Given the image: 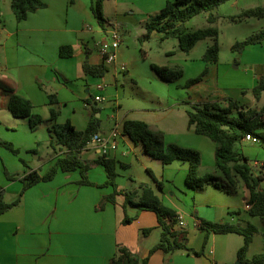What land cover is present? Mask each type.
<instances>
[{"label":"crops","instance_id":"1","mask_svg":"<svg viewBox=\"0 0 264 264\" xmlns=\"http://www.w3.org/2000/svg\"><path fill=\"white\" fill-rule=\"evenodd\" d=\"M43 1L44 8L17 22L10 1L0 0V83L28 99L33 114L45 121L31 130L27 119L11 115L7 109L8 94L0 89V141H10L24 153L34 151L26 159L32 166L23 163L27 167L25 171L18 161L14 164L15 171L22 173L21 177L30 171L44 174L56 157L66 151L65 147L49 144L51 110L57 112L56 123L69 121L77 131H83L91 107L95 106L98 108L95 116L100 122L97 134L110 144L112 131L117 130L116 149L107 147L104 153L100 144L90 142L82 150L81 157L88 161L101 155L114 159L118 190L132 191L139 183L148 184L162 205L176 214L172 229L178 238L183 236L188 248L195 252L202 250V253L156 250L149 254L161 232L155 213L140 211L133 220L123 224V195L116 196L114 203L97 208L112 188L103 186L105 171L94 164L89 171L95 168L98 177L90 180L87 176L91 185L79 184L81 177L77 170L58 171L50 181L38 182L27 189L17 206L0 214V264H110L117 246L127 248L139 261L146 259V264H237V251L243 244V237L235 233L207 235L199 227L197 218L240 226L255 225L256 232L246 258L264 253V250L251 251L258 238L259 224L263 227L264 224L260 219L259 224H254L258 217L248 215L245 206L250 194L241 181L231 193L211 185L195 191L185 183L188 163L175 160L165 165L148 156L140 143H134L123 133L125 121L144 122L152 130L163 133L165 144L197 150L200 153L198 176L221 177L214 163L216 144L195 133L194 126L188 123L187 106L181 104L217 103L227 107L232 101L245 108H264V91L259 99L252 94V89L264 76V40L247 46L224 67H219V56L215 62L203 59L202 63L191 65L188 63L193 61L189 57L192 49L188 53L180 52L185 54L182 79L175 85L165 82L151 65L179 64L178 41L174 38L176 41L170 43L173 48L169 50L165 45L170 38L161 39L162 34L157 31H152L147 40H139L145 34L149 17L159 12L167 1L146 0L142 9L128 6L129 20L134 28L119 34L115 60L106 65L107 71L102 76H98L85 72L84 64L90 67L103 64L100 43L109 38L111 31L119 33V27L122 29L105 16L108 0L103 1L104 28L93 15L94 0ZM118 2L114 0L116 8L124 1ZM125 25V28L132 27ZM138 25L140 29L136 30ZM132 30L135 31L133 35ZM126 33L131 37L129 42L123 35ZM205 40L210 41L206 50L212 40ZM150 41L160 42V49L152 52ZM63 46L68 47L64 52H70V56L60 55ZM171 51L174 54L167 56ZM121 65L125 66L124 71L120 70ZM197 74L201 79L184 89L186 80ZM98 85L102 86L101 90ZM51 95L52 99L49 98ZM97 95L101 101L94 100ZM87 99L88 103L85 102ZM109 101L117 106L113 112L107 107ZM105 125H110L107 131L103 129ZM261 131L264 132V127ZM43 143L49 145L50 152L39 156L38 149ZM257 144L260 145L242 139L235 143V149L248 159L253 175L262 177L259 187L264 190V147ZM0 188L3 200L9 203L17 197L22 184L19 180L5 182L0 179ZM135 213V208H126L129 217ZM180 220L183 227L178 225ZM144 230L148 232L143 233Z\"/></svg>","mask_w":264,"mask_h":264},{"label":"trees","instance_id":"2","mask_svg":"<svg viewBox=\"0 0 264 264\" xmlns=\"http://www.w3.org/2000/svg\"><path fill=\"white\" fill-rule=\"evenodd\" d=\"M9 1L10 8L17 22L26 19L29 13L45 7L43 0ZM103 1L94 0L92 6L93 15L101 28H104ZM226 1L229 0H167L159 12L149 17L145 23V34L139 40H147L152 31H157L162 34L161 39L176 38L178 49L181 52L188 53L198 41L211 39L212 44L205 50L203 59L208 62H215L219 56V46L218 30L212 26L216 21V16L212 12ZM201 13H207L206 21L208 25L204 28L189 29L186 23ZM263 16L264 6H257L244 9L237 16L228 18L235 22ZM263 40L264 28L244 40L236 42L232 46V50L242 51L247 46L259 44ZM66 48L68 47H60V55L63 57L70 56V52H64ZM151 68L165 82H172L182 76V69L179 66H158L152 64ZM84 71L102 76L107 71V68L104 64L95 67L84 64ZM199 80L200 78L189 80L187 85L194 84ZM0 89L8 94L7 109L13 117L27 119L31 130L36 129L45 122L40 116L33 114V106L28 99L16 94L11 88L3 86L1 83ZM263 91L264 76L260 78L258 84L252 89V94L256 99H259ZM52 97L51 95L49 98L52 99ZM85 102L88 103L89 99ZM184 104L189 105L186 109L189 126L193 125L195 133L210 138L216 144L214 163L216 169L221 173V177L210 174L202 177L198 176L200 153L197 150L183 148L175 144H165L163 133L158 130H152L144 122L125 121L123 133L128 135L134 143H140L148 156L160 160L165 165L175 160L188 163L185 183L195 191H201L206 186L211 185L231 193L235 191L239 181H241L250 194L247 201L249 205L248 215L258 217L264 224V190L259 187L262 177L253 175L251 167L248 165V159L235 149V143L244 139L246 135L256 138L259 144L264 147V132L261 131L264 127V108H245L237 106L232 101H229L227 107H221L217 103L192 104L185 102ZM96 113H98V108L95 106L91 107V115L87 127L83 131H77L69 121L63 124L56 123L57 112L51 110L48 120L51 123V126L48 127L51 138L49 144L52 146L55 143L65 147L66 151L56 157L52 166L44 174L30 171L20 177L18 180L21 182L22 188L12 202L7 203L3 200V190L0 188V214L17 206L27 189L38 182L50 181L58 171L69 172L77 170L81 177L79 184L91 185L92 183L89 182L87 173L91 166L96 164L102 166L106 174L103 186L112 188V192L101 199L97 208L102 209L106 203H114L116 196L123 195V209L125 212L122 220L123 224L133 220L140 211L148 210L155 213L161 232L158 243L150 249L149 254L156 250H161L164 253L185 251L200 255L202 250L195 252L186 246L183 236L178 238V234L172 229L177 219L176 214L162 205L159 197L148 184L139 183L137 188L132 191L118 190L115 182L118 174L114 159L101 155L95 160L88 161L81 157L82 150L90 143L91 138L98 133L100 122L95 116ZM1 144L15 154L18 152L11 143L1 142ZM148 172L153 176L150 170ZM7 178L9 180H17L13 176L7 175ZM157 184L159 188H162L160 182H157ZM127 207L135 208V215L129 217L126 214ZM197 219L199 220V227L204 229L207 235L209 233H235L243 237V244L237 251V260L239 262L243 264H263L264 253L256 254L250 259L246 258V252L256 232L254 225L247 223L245 226H240L238 224L216 223L201 218ZM146 232L148 231H143V233ZM207 235L204 244L207 242ZM110 264H146V259L139 261L137 256L127 248L117 246Z\"/></svg>","mask_w":264,"mask_h":264},{"label":"rangeland","instance_id":"3","mask_svg":"<svg viewBox=\"0 0 264 264\" xmlns=\"http://www.w3.org/2000/svg\"><path fill=\"white\" fill-rule=\"evenodd\" d=\"M122 1H124L123 4L119 6L118 8H116L114 0H108L106 2V7H105V16L109 20V22H111L112 24L117 22L118 26L120 25L122 26V29H120L119 27L118 34H120L121 32L124 33L125 31L123 30L125 29L129 30L130 28H134V26L131 25L132 24L131 20H129L130 10L128 9L129 8L128 6L132 5L136 8L142 9L143 6L145 7L146 0H119L118 3L120 2L122 3ZM257 6H264V0H229L221 4L217 9H215L212 12L216 16V21L213 23L212 26H214L218 30V46H219V59L218 60L220 63L219 67H224L226 64H231L230 62H232V58L236 57L239 54L240 51L232 50V46L236 42L242 41L246 37L257 33L259 30L264 28V17L247 18V19H243L241 21H235V22L231 21L228 17L237 16L242 10L248 9V8H254ZM206 18H207V13H201L195 16L194 18H192L188 23H186V26L191 30L198 29V28H204L207 25ZM125 24H130L132 27L125 28L126 26ZM138 29H140L139 25L136 28V30ZM132 31H133L132 32V35H133L135 31L134 30ZM123 35L127 36L126 39L128 40V42L131 41V37L129 38L128 33L123 34ZM173 41L175 42L176 40L174 38H170L169 42L165 45L166 47L169 48V50H172L173 48L170 45V43ZM159 44L160 42L158 41H150V47H152V52H155L160 49ZM209 44H210L209 40H203V41L197 42L195 46L192 48V51L190 52V56H189L193 61H190L188 64L197 65L199 63H202L205 48ZM178 52L180 53L181 51L178 50ZM169 54L170 55H167V56L171 57V55L174 53L173 51H171ZM184 55L185 54L180 53L179 64H172L171 66H179L183 70L184 65H183L182 58L184 57ZM196 78L201 79V75L197 74L191 77L190 80L196 79ZM181 79L182 77L177 80L172 81L171 83H174L175 85L177 81H180ZM188 81L189 80L187 79L184 84V89H187L188 87L192 85V84L187 85ZM181 90H182V87H181ZM243 92H247V91H243ZM250 93L251 91L248 92V94ZM104 104H107V102L104 101ZM114 104L115 103L113 101H109L107 105L109 110L112 112L117 108V106ZM181 105L183 107L187 106L186 109L189 106L186 104H181ZM109 126L110 125H105L103 129L107 131L109 129ZM1 142L10 143V141H0V179H2V181L4 180L5 182L13 181L7 178V175H8V176H13L14 178L18 180L21 177L22 173H18L17 171H15L14 164L20 161L21 164L23 165L22 169L26 171L27 167H25L24 164L32 166L31 162L26 163V159H28L30 155L33 154L34 151H28L27 153H24L23 151L13 146V148L18 151L15 154L11 150H9L7 147H5L3 144H1ZM256 146L259 147L260 145L257 144ZM38 152H39L38 154L39 156H44L45 154L50 152L49 145L48 144L44 145L43 143L39 147ZM35 160L36 158H34L33 162ZM22 162H24V164ZM96 167H98L97 169H101L99 166H96ZM118 171H121L122 173L121 168H118ZM88 173L89 174H87V176H89L90 180L91 178L98 177V172L97 170H95V168H92ZM255 219L257 220H255L254 224H259V221H258L259 218H255ZM261 250H264V227L262 225L260 226L259 224L258 238L256 241L253 242L251 251L259 252Z\"/></svg>","mask_w":264,"mask_h":264},{"label":"built area","instance_id":"4","mask_svg":"<svg viewBox=\"0 0 264 264\" xmlns=\"http://www.w3.org/2000/svg\"><path fill=\"white\" fill-rule=\"evenodd\" d=\"M119 44H120V37H119V34L117 33V31H115V30L110 32L108 39H105V40H103L100 43V45H99V53H100V56H101V59H102V63L105 66L108 65V64H111L115 60V52H116V49L118 48ZM120 70L124 71L125 70V66L121 65L120 66ZM97 88L99 90H101L102 86L98 85ZM94 100L95 101H101L102 98L99 95H97V96H95ZM117 137H118V132H117V130H114V131H112V134H111V137H110L113 141L110 144L107 141H103L102 139H100L98 134H95L91 138L90 142L96 143V144H100L101 147H103V150H104V153H105L107 147L112 149V150L116 149ZM244 139L251 140L253 143L258 142V140L256 138L251 137L250 135H246ZM245 207L247 209H249V205H246ZM178 225L180 227H183L184 226L183 221L180 220L178 222Z\"/></svg>","mask_w":264,"mask_h":264},{"label":"water","instance_id":"5","mask_svg":"<svg viewBox=\"0 0 264 264\" xmlns=\"http://www.w3.org/2000/svg\"><path fill=\"white\" fill-rule=\"evenodd\" d=\"M237 264H240V262H238Z\"/></svg>","mask_w":264,"mask_h":264}]
</instances>
